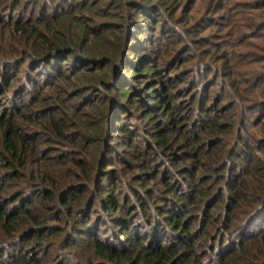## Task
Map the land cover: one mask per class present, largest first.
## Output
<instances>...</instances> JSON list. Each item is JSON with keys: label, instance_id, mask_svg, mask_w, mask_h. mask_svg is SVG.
Here are the masks:
<instances>
[{"label": "trees", "instance_id": "16d2710c", "mask_svg": "<svg viewBox=\"0 0 264 264\" xmlns=\"http://www.w3.org/2000/svg\"><path fill=\"white\" fill-rule=\"evenodd\" d=\"M20 3L0 0V13ZM100 3L66 0V10L60 7L51 19L41 16L36 27L29 25L33 19L20 15L0 19V31L10 30L12 36L8 47H0V92L12 86L14 71L24 65L39 100L34 114L39 119L21 111L16 116L0 113V253L6 254L7 246L17 251L13 260L0 264H42L34 258V244L41 248L62 242L67 228L91 240L89 258L72 264H204L196 249L202 237L220 244L223 264L249 248L254 253L250 264H264V229L254 238L249 235L253 222L264 216V160L252 153L243 135L246 121L232 120L222 109L210 110L211 92L196 105L203 115L196 117L199 126L186 122L173 102L182 93L176 84L184 85L206 67L216 74L209 63L215 54L202 52L203 58L189 45L180 48L179 42H189L182 37L192 35L177 16L180 0H109L99 8ZM113 8L118 13L106 10ZM168 28L174 36L158 49L154 40L163 39ZM188 62L190 67L181 71ZM35 71L46 78L44 85L31 77ZM229 83L232 95L242 98L237 82ZM68 97L78 105H64ZM254 105L260 116L255 126L264 137V100ZM67 109L71 116L66 117ZM15 117L34 129L25 133ZM133 119L144 126L130 129ZM113 128L116 132L108 134ZM52 144L66 147L46 151ZM127 149L135 152V159L129 156L132 163L139 161L125 163L129 170L116 157ZM248 196L256 204L232 229V216ZM221 205L219 217L214 210ZM98 206L103 214L96 220L89 213ZM197 212L205 218L195 235L188 222ZM106 216L116 229L101 225ZM102 230L107 237L100 238ZM66 243V257L76 256L78 244Z\"/></svg>", "mask_w": 264, "mask_h": 264}, {"label": "rangeland", "instance_id": "374dc122", "mask_svg": "<svg viewBox=\"0 0 264 264\" xmlns=\"http://www.w3.org/2000/svg\"><path fill=\"white\" fill-rule=\"evenodd\" d=\"M20 1V6L15 10L11 8L10 11L8 10L7 12H1L0 19L6 22L20 15L19 17L24 20L29 19L32 21L33 19V22L29 25L31 27H36V23L41 16H44L45 18L47 17L49 19L60 7L63 9V11L66 10V8L64 9L66 0ZM96 1L99 0H93L94 3ZM42 2L44 3V6L39 8ZM108 2L109 0H102L99 8ZM180 2L181 9L178 11L179 13L177 16H179L183 22L182 24L185 25L184 29L188 31V34L192 33L191 37H182L181 40L188 39L189 42H185L184 44L179 42L180 48L189 45L191 50L195 51L196 55L198 54V56L200 55V57L203 58L204 56L202 55V52L208 51L214 53V59L209 63L210 65H214L217 70L218 68L221 69V73L217 74L218 71L216 70V74L213 75L212 72L209 71V68L206 67L203 70H199L197 74L189 76L190 78L185 80L186 84H176L175 86L178 88V90H182V93L174 96V106L178 108L179 113L183 119L186 120V122L191 121L190 124L193 122V125H195L198 123L196 117L200 118V116H203L202 113L196 110V105L202 101H207L205 95L208 92H211V94H214V103L212 104V107H210V110L222 109V114H224V116L235 121L239 120V118L246 121V128L245 131H243V135L249 138V144H251L252 153L256 157H260V159L263 158L264 160V156L262 154V150L264 149V137H262L259 133L258 126H255L257 121L256 119L257 117L259 119L260 116H256L257 112L253 110L255 107L254 104L264 100V30L259 31L260 29H264V0H180ZM79 3L80 2L78 1L77 5H79ZM213 4L214 6L211 8L210 6ZM106 10L108 12L112 11V13H118V10L115 8L112 10ZM156 15L157 14H154L153 16L156 17ZM169 29L170 28L166 29L168 34L162 35L163 39L158 38L154 40V43L158 49H164L165 46L167 47V44L169 43V37L174 36L173 33L169 32ZM152 33L150 32V35H152ZM11 37L10 30L1 29L0 47L3 49L8 47V42H10ZM138 53H141V51H138ZM138 53H135L134 56H132L133 59ZM187 57L188 56L186 55L183 59H187ZM191 63L192 62L184 64L181 67V71L187 67H190ZM14 73L16 80L12 83V86L10 88H3V90L0 92V97L2 96L0 98V113L6 112L7 114H13L16 116V113L21 111V113H28L30 115L29 118H32V120H34V118L39 119L38 116H34L35 112L37 113L39 100L35 99L34 97L35 88L34 86H30V79L28 74L25 73L24 65L21 66V68L15 70ZM205 74H209L210 78H208L206 83H202V78H204ZM31 77L33 80L34 78L39 80L40 85H44V79L46 78L41 75V71H35L34 73H31ZM191 79L194 83L192 85L189 83L190 81L192 82ZM230 79L237 82V87L242 92V98L232 95V86H230V83L228 84ZM213 83L214 85L212 86ZM45 93H47V90ZM97 97L99 96H94L91 98V101L93 103L96 102ZM70 100V97L66 98L63 104L69 107L75 106L76 104L78 105L76 98L72 99L71 101ZM210 101L208 100L207 105L210 104ZM153 102L154 101H152L150 105H153ZM216 103H220V105H217V107L213 106L216 105ZM224 110L226 111L224 112ZM65 113H67L66 117H68V115L71 116L68 109L65 111ZM56 115L61 117L60 112ZM15 120L22 129L24 128L23 131L25 133H30V130L34 129V125H32V123L20 122L17 117H15ZM130 125V129L137 131L144 126V123L139 121V119H133L131 120ZM197 125L199 126L200 124ZM241 125L239 127H242ZM182 127L190 126L183 124ZM111 131L112 132H108V134H114L116 129L113 128ZM145 135L146 136L143 137L145 140L150 138L147 132ZM143 138H138L137 142H142L144 140ZM250 139L253 141H250ZM115 143L116 140L111 142L109 147L115 146ZM65 147L66 146L63 145L52 144L46 151L50 152L58 149L60 150L61 148L64 149ZM125 151L126 152H119L120 154L118 153V156H116H121L122 159H124L122 160L124 161L123 166H126L127 170H129L128 165L125 163L131 162V164L139 165L138 160H134L132 163L129 157L132 155L133 159H135V152L129 149ZM57 153L58 152H53V154ZM123 166L120 164L119 167ZM138 170L139 169H132L131 173H136L137 175L139 173ZM250 198L251 197L248 196L244 201L248 202L247 199ZM253 204H256V200L254 203L248 202L241 204V207L236 209V212L232 216V219H234L232 222V229L233 225H236V221L238 219L244 218L245 214L250 210V207H252ZM100 208L99 206L96 207L95 212L93 211L89 213V216L93 217V219L96 218L97 220L98 217L103 214V210ZM221 211H223V205L214 210L215 213L218 212L219 217H221ZM218 215L216 216L217 218ZM201 216V213L197 212V214H193L192 219H190L188 222V226H191L192 233L195 235L199 234L200 225L204 221L203 218H205L204 215L203 217ZM103 223H107V216L101 221V225ZM57 225L59 224L57 223ZM107 226L111 227L112 229H116L115 224L107 223ZM79 227L83 229L86 228L83 226ZM148 227L150 226L145 225V228ZM64 229L65 228L59 229V233H63ZM262 229H264V216L253 222L252 228L249 229L251 233H249V235L254 238L259 234L260 231H262ZM96 230L98 231V228ZM220 232L227 238L231 237V233H226V230L224 229H222ZM105 233L106 232L102 230L101 233H99L100 238L107 237V234ZM64 235V240L62 239V242H58L57 244H44L41 248L34 244V253L32 252L34 254V258L40 260L42 264H72L70 261H86L92 253L91 247L89 245L91 240L85 236L79 238L78 234L74 233L71 228H67ZM116 236H118V234H116ZM114 237L109 238L110 241L114 242ZM69 241L78 244L77 247L79 252L76 256L69 255V257H66L68 255H65L69 252L64 250L63 247L64 245H67L66 242ZM211 242L212 241H209L204 237L198 240L196 249L198 250V255L201 262L204 264H223L222 259L224 258L225 254H223V256L221 255V251H219V248L221 247L220 244L217 242L215 246ZM223 242L220 238V243ZM223 246H225V244ZM10 247L13 246L4 247V250L8 254L0 253V260H13L11 255L17 251H15L14 248L10 249ZM228 248L231 250L233 247L228 245ZM4 250H2V252H4ZM25 251H27V249ZM253 254V249L251 248H249L246 253L235 252L231 257L232 261L230 264H250V262L253 260L251 257Z\"/></svg>", "mask_w": 264, "mask_h": 264}]
</instances>
